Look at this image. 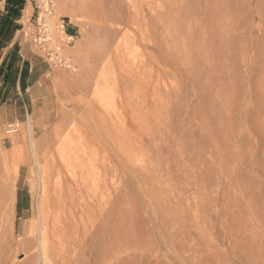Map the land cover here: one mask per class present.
I'll return each mask as SVG.
<instances>
[{
    "label": "rangeland",
    "instance_id": "rangeland-1",
    "mask_svg": "<svg viewBox=\"0 0 264 264\" xmlns=\"http://www.w3.org/2000/svg\"><path fill=\"white\" fill-rule=\"evenodd\" d=\"M119 1L8 0L1 12L0 156L9 157L0 171L18 176L16 236L11 250L0 238V264L39 260L19 234L35 212V159L52 152L100 175L104 240L112 235L116 247L104 264H264V0H224L240 9L226 73L154 45L170 40L156 21L148 45L130 28L125 38L144 83L121 74L109 88L98 85L93 12L130 16L132 0ZM143 2L158 11L181 4Z\"/></svg>",
    "mask_w": 264,
    "mask_h": 264
},
{
    "label": "bare ground",
    "instance_id": "bare-ground-1",
    "mask_svg": "<svg viewBox=\"0 0 264 264\" xmlns=\"http://www.w3.org/2000/svg\"><path fill=\"white\" fill-rule=\"evenodd\" d=\"M133 1L129 3L130 16L126 18L113 17L104 8L94 9L99 38L94 52L101 76L99 86L114 88L115 80L121 74L126 83L138 77L136 71L142 59L140 61L132 54L133 39L129 41L130 45L125 40L132 37L128 36V28L134 30L139 44L146 46L156 21L168 24L165 34L170 36V40L154 45L172 50L173 59L177 61L183 62L186 58L204 60L206 71L219 69L226 73L224 60L228 59L233 47L227 34L231 30V19L238 15L239 8L232 4L229 7L224 0H181L180 6L175 9L158 11L154 9L158 5L146 4L143 0ZM84 3L80 0V4ZM182 54H187V57ZM147 68H143L146 73ZM138 83L133 87L140 86ZM8 157L2 155L0 161ZM35 161L43 164L36 172H30L33 173V176L30 175L33 178L30 190L35 212L29 214V221L21 224L20 247L35 250L40 264H104L115 260L116 247L112 235L108 236L109 243L104 240L108 224L104 217L100 175L94 168L87 167L86 161L73 155L52 152L45 157L38 155ZM17 173L0 171V238H9L8 249L13 247L16 236L11 226L14 200L10 187L16 189ZM25 215H22L23 219L27 217Z\"/></svg>",
    "mask_w": 264,
    "mask_h": 264
},
{
    "label": "crops",
    "instance_id": "crops-1",
    "mask_svg": "<svg viewBox=\"0 0 264 264\" xmlns=\"http://www.w3.org/2000/svg\"><path fill=\"white\" fill-rule=\"evenodd\" d=\"M8 6H9L8 0H0V16H1V12L3 11V9L7 8ZM5 31H6V28H3L2 32H5ZM1 60H3L2 57L0 58V61ZM0 72H1V70H0ZM2 76H3V73L1 74V77Z\"/></svg>",
    "mask_w": 264,
    "mask_h": 264
},
{
    "label": "trees",
    "instance_id": "trees-1",
    "mask_svg": "<svg viewBox=\"0 0 264 264\" xmlns=\"http://www.w3.org/2000/svg\"><path fill=\"white\" fill-rule=\"evenodd\" d=\"M23 2H24V0H19V4L23 3ZM0 22H1V20H0ZM5 27H6L5 22H2V24L0 25V29H3Z\"/></svg>",
    "mask_w": 264,
    "mask_h": 264
}]
</instances>
